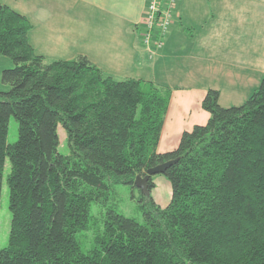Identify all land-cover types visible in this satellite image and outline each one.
Here are the masks:
<instances>
[{
    "label": "trees",
    "instance_id": "trees-1",
    "mask_svg": "<svg viewBox=\"0 0 264 264\" xmlns=\"http://www.w3.org/2000/svg\"><path fill=\"white\" fill-rule=\"evenodd\" d=\"M32 30L0 5V57L15 65L0 91V208L9 161L12 214L0 264H264V78L242 106L224 108L220 91L208 90V122L159 153L171 89L118 78L86 56L49 61L32 47ZM12 117L18 140L8 144ZM171 161L162 207L153 177L148 196L135 181ZM120 185L140 192L143 223L118 212ZM93 228L86 250L80 236Z\"/></svg>",
    "mask_w": 264,
    "mask_h": 264
},
{
    "label": "crops",
    "instance_id": "crops-1",
    "mask_svg": "<svg viewBox=\"0 0 264 264\" xmlns=\"http://www.w3.org/2000/svg\"><path fill=\"white\" fill-rule=\"evenodd\" d=\"M149 0H0L33 25L29 40L49 61L86 56L118 78L172 90L158 147L175 150L182 134L205 125L203 100L220 91L224 108L242 106L264 78V0H176L163 48L141 43Z\"/></svg>",
    "mask_w": 264,
    "mask_h": 264
},
{
    "label": "rangeland",
    "instance_id": "rangeland-1",
    "mask_svg": "<svg viewBox=\"0 0 264 264\" xmlns=\"http://www.w3.org/2000/svg\"><path fill=\"white\" fill-rule=\"evenodd\" d=\"M14 63L11 58L2 56L0 57V91H8L9 86L2 82V73L5 70H10L14 68ZM18 130L19 126L14 117L10 120L9 134H8V144H14L18 140ZM59 133L61 135V153L68 154L67 148V135L62 126L59 128ZM11 172V163L8 161L5 167L3 191L1 197V208H0V250L4 249L9 244L10 229L12 214L9 208V188L7 183L8 175ZM154 182L157 187L153 191L152 196L158 205L166 207L172 198V189L168 179L163 175H156L153 177ZM117 197L114 203L117 205V210L119 213L123 214L128 218H133L140 223L145 220V211L143 209V203L139 202L140 192L136 191L135 196L128 186H117ZM101 206L95 205L93 209V220L92 223L99 219V213ZM95 236V231H90L88 233L81 234L80 239L83 247L87 250L92 246V242Z\"/></svg>",
    "mask_w": 264,
    "mask_h": 264
},
{
    "label": "built area",
    "instance_id": "built-area-1",
    "mask_svg": "<svg viewBox=\"0 0 264 264\" xmlns=\"http://www.w3.org/2000/svg\"><path fill=\"white\" fill-rule=\"evenodd\" d=\"M176 0H149L141 32L142 45L154 56L163 48L173 22Z\"/></svg>",
    "mask_w": 264,
    "mask_h": 264
},
{
    "label": "water",
    "instance_id": "water-1",
    "mask_svg": "<svg viewBox=\"0 0 264 264\" xmlns=\"http://www.w3.org/2000/svg\"><path fill=\"white\" fill-rule=\"evenodd\" d=\"M174 164V162H168L165 163L163 165H160L158 167L152 168L147 172V176L142 178V177H138L135 181V184L137 186L138 189H140L142 191L143 194L145 195H149V188H148V182L149 180L156 176V175H160V174H165L168 170L169 167H171Z\"/></svg>",
    "mask_w": 264,
    "mask_h": 264
}]
</instances>
